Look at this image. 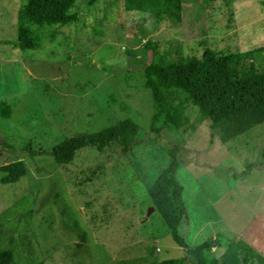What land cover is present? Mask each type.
<instances>
[{
    "label": "rangeland",
    "instance_id": "1",
    "mask_svg": "<svg viewBox=\"0 0 264 264\" xmlns=\"http://www.w3.org/2000/svg\"><path fill=\"white\" fill-rule=\"evenodd\" d=\"M22 2L0 0V165L19 158L25 166L21 177L0 183V248L11 249L18 264H148L178 257L194 264L147 193L174 145L188 215L178 231L188 246L211 237L218 242L211 256L220 264H264V122L220 142L209 120L186 103L187 124L154 137L143 85L149 41L174 59L204 47L263 46L264 0H183L180 20L169 11H126L123 0H76L75 23L42 29L40 46L25 50L16 40ZM124 117L139 127V142L126 155L115 145L84 147L60 164L50 154L21 151L27 144L50 151L66 136ZM54 190L86 233L79 248L51 200ZM248 246L263 260L246 254Z\"/></svg>",
    "mask_w": 264,
    "mask_h": 264
},
{
    "label": "trees",
    "instance_id": "2",
    "mask_svg": "<svg viewBox=\"0 0 264 264\" xmlns=\"http://www.w3.org/2000/svg\"><path fill=\"white\" fill-rule=\"evenodd\" d=\"M76 0H23L16 10V40L21 50L40 46V31L46 27L65 26L78 20V12L73 10ZM164 1V2H163ZM123 0L126 11L137 10L159 14L171 12L180 20L183 0ZM55 31L48 38L52 40ZM152 45L150 64L143 71V85L151 96L149 130L154 137L162 129L176 131L187 124L183 113L186 103L194 105L199 114L209 120L211 134H216L220 142H225L242 134L251 127L264 122V45L244 51H215L204 47L199 55H185L172 58L162 51L156 42ZM123 108L126 105H122ZM7 112H4L6 115ZM138 124L130 117H124L95 131H79L64 137L53 145L50 151L34 149L30 144L21 147L29 157L50 154L56 163L72 161L75 152L84 147L98 151L115 145L121 155L128 154L138 144ZM174 145L168 148L169 160L160 170L147 193L154 208L169 230L173 241L186 248L188 257L194 264H220L211 256V248L217 244L215 238H207L193 246H188L179 233L180 224L187 223L188 215L182 200V184L175 176L179 160ZM264 156V148H263ZM252 163L239 172V177L248 174ZM3 176L0 183L7 184L21 177L25 172L22 159L14 158L0 165ZM56 205L62 225L73 231L79 248L86 241V233L70 214L68 205L59 191L51 197ZM259 261L261 254L246 249ZM184 258H165L148 264H182ZM0 264H18L14 252L0 248ZM38 264V263H30Z\"/></svg>",
    "mask_w": 264,
    "mask_h": 264
}]
</instances>
